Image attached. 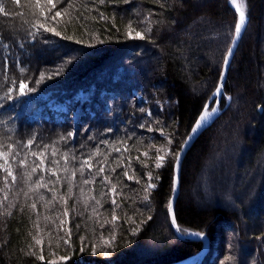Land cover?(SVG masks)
Listing matches in <instances>:
<instances>
[{"label":"trees","instance_id":"16d2710c","mask_svg":"<svg viewBox=\"0 0 264 264\" xmlns=\"http://www.w3.org/2000/svg\"><path fill=\"white\" fill-rule=\"evenodd\" d=\"M244 1L249 25L220 107L228 96L230 105L187 153L175 205L183 234L210 239L201 264H264V0ZM39 2L38 8L37 0H0V141L22 146L34 138L37 152L49 145V169L64 167L65 152L76 157L69 169L90 156L94 167L74 179L67 174L73 185L67 217L64 172L53 200L48 189L29 192L41 175L56 179L38 170L29 181L34 157L27 168L12 164L17 179L9 177L7 188L0 171V201L8 196L0 204V264H172L198 254L203 241L179 238L169 216L174 154L219 85L236 12L228 0H54L51 11L47 0ZM56 11L62 16L52 20ZM129 24L145 38L130 37ZM21 80L35 91L19 95ZM169 149L173 155L155 167ZM104 176L117 185L115 205Z\"/></svg>","mask_w":264,"mask_h":264},{"label":"snow or ice","instance_id":"6c2138e0","mask_svg":"<svg viewBox=\"0 0 264 264\" xmlns=\"http://www.w3.org/2000/svg\"><path fill=\"white\" fill-rule=\"evenodd\" d=\"M60 2L62 3L63 0H60ZM104 2H105V0H99V3H101V4H103ZM229 2H230L231 5L234 6V10L238 14V17H237V19H236V21L234 23V35L230 36L231 46H229L227 48V52H226V54L223 57V64H224L225 67H227L229 62H230V57L233 55V52H234V46H235L237 40L240 38L241 32L244 30V26H245V23H246V13H245L246 5L243 3V0H240V2H238V0H229ZM47 4L51 6L48 9V11H51L52 9H55L56 6H57L56 3H54V0H47ZM36 6L38 8L40 7L39 0H37ZM74 6H75L74 4H69L70 8L74 7ZM0 11H3V9L0 8ZM40 15L44 16L45 19L48 18L43 8H40ZM61 16H62V12L61 11H56L54 16L51 17V19L55 20L56 18L61 17ZM101 18L103 19L104 17L101 16ZM38 24H39V28H42L45 31L55 32L54 28H46L43 23H39L38 22ZM127 27L129 29L128 35L130 37L133 36V33H134L135 38H140V39H144L145 38L144 33L138 32V31L134 32V30L132 29L131 24H129ZM149 31H151V29H149ZM55 34L56 35H60L59 32H55ZM68 38L71 39L72 37H68ZM4 70H5V72H7V58H5V60H4ZM20 71L23 72L24 69L21 68ZM5 78L7 79V77H5ZM43 78H44V75L41 74V79H43ZM39 82H40V80L36 81V83H39ZM15 83H16V81L13 80V84L14 85H15ZM222 88H223V85L219 84L216 87V89H215V94H221L222 93ZM30 91H35V89L34 88L33 89L27 88L26 82L21 80L19 82V95H24V94H26V92H30ZM12 92H13V88H9L8 89V93H7V98L8 99H12V96H11ZM215 94H214V96L211 99L215 98ZM216 111H217V109L215 107H212L209 110V106L206 104L204 106L203 110H202L201 115L196 120L195 125L192 127L191 134H195L198 131V129L201 127V125L207 120V118L209 116H211L213 113H215ZM141 127H143V125H141ZM191 134L189 135L188 139H191ZM73 135H74V133H69L68 134L69 137H71ZM61 139L63 140V139H65V137H61ZM188 139H186L184 141V144L181 145L180 152H177V153L174 154V160H175L174 167L177 170L179 169V166H180L181 152L183 151L184 146L188 143ZM168 143L171 144V140L170 139H169ZM33 144H34V138L27 140V142L25 144H23L22 146H16L14 144L7 143L6 141H0V171H3L5 173V175L3 177L4 183H5V187L7 188V186H8L9 177H11V180H12L13 183H15L16 179H17V177L14 175L12 164L13 163H18L19 166L27 168L29 166L28 165V157L29 156L34 157L35 160L33 161V164L31 166V171H26L25 172V175L27 176V179L30 181L32 179V176L34 174H36L38 170L40 172H42V173H48L50 176L56 177V179H55V181L49 180L48 182H45V176L41 175V176H39V178L36 180V182L33 185L29 186V192H35V191H38L40 188H45V189H48L49 191L53 192V200H56L57 196H56V192H55V184L58 183L61 180V176L59 174V171L64 172L65 173V177L64 178H65V180L68 183V196L67 197H60V200H62L63 204L65 205V207L63 209V215L65 217H67L69 215V209L67 207V201H68V199L72 198V195H73V193H72V187H73L72 179L75 178L76 171H79L81 173V175L83 174L85 169H87L89 172L92 171V169L94 167V165L92 163V156H90L87 159H84L81 162L79 169L72 170V169L68 168V163H69L70 159L71 160H75L76 157L75 156L70 157L69 153L65 152V153L62 154V159L64 161V167L62 169H59V171H57L54 168L53 169H49V168H47L45 166V159H46V157L48 155V149H49L50 146L49 145H43L41 150L39 152H37V151H32V145ZM5 148L7 150H5ZM25 149H27L26 152L24 151ZM116 150L119 151V149H116ZM22 152L24 153V155H23V158H20ZM56 155H57V150L54 147H52L51 156L52 157H56ZM92 155L93 156L99 155V151L97 150ZM143 155L147 156L148 153L145 152V153H143ZM168 155H173L171 153L170 149L166 151L165 155H158L155 167H157V168L162 167L163 166V162H164L166 156H168ZM105 159H106V157H105ZM137 159H139V157H137ZM37 160L39 161L38 164L36 163ZM52 163L55 164V165H59L60 161L53 159ZM104 170H105V168H104V165L102 164L99 167L97 174L104 173ZM113 171H115V169H113ZM69 172L71 173L72 179H68V177H67V174ZM124 175L128 179H133V177L128 176L127 172H125ZM148 176H149V180H151V174L150 173L148 174ZM103 180L106 181L107 183L111 184V188L109 189V192L112 193V203L115 205L116 204L115 196L117 195V185L116 184H112L111 180L109 179L108 176H104ZM49 183H51L53 185L52 188H49ZM82 183L83 184H92V183H94V180L85 179V180H83ZM153 187H155V185H153L151 183L148 184V188H153ZM29 192H25L24 193L25 197H28ZM80 193H81V196H84L83 187H81ZM101 195L103 196L104 193H101ZM147 198L148 197L145 196V199H147ZM7 199H8V196H7V192L5 191L4 201H0V204H3L5 201H7ZM40 199L43 200L44 197L41 196ZM88 199L95 200V197L92 196V197H89ZM88 199L84 200L85 205H87ZM48 203L50 204L52 202L49 201ZM95 203H96L97 206H100V201L99 200H95ZM14 206H15L14 204L10 203L9 207L5 209V213L6 214H10V208L14 207ZM30 207L33 210H35L36 209V203L33 202L30 205ZM22 210H23V206H22ZM169 210H171V204L170 203H169ZM92 211H93V213L95 215H99V213L96 211L95 208H93ZM117 219H118V217H116L115 215L112 216V221H115ZM172 222H173V224L176 223L175 216L172 217ZM34 226L39 228V224L38 223H36ZM69 235H70V230H69ZM195 235L203 236L204 233L200 232V233H196ZM113 239H114V237H113ZM33 240H35V242L37 244H41L42 243V241L36 240L35 237H33ZM105 243H109V241H106ZM105 254H107V253H105ZM40 259L43 260V256L42 255H41ZM229 259H231V257H229Z\"/></svg>","mask_w":264,"mask_h":264},{"label":"water","instance_id":"95a60500","mask_svg":"<svg viewBox=\"0 0 264 264\" xmlns=\"http://www.w3.org/2000/svg\"><path fill=\"white\" fill-rule=\"evenodd\" d=\"M228 2H229V0H228ZM229 5L234 10V6L231 5L230 2H229ZM236 16L238 17L237 13H236ZM248 23H249V17L246 14V23H245V26H244V30L241 32L240 38L237 40V42H236V44L234 46V52H233V55L230 57V62H229L227 67H225L224 64H223V69H222L221 76H220V81H219V84L223 85L222 93L221 94H215V91H214V93L211 95V97H210V99H209V101L207 103V105L210 107L212 102L215 101L213 107H215L217 109V111L207 118V120L201 125V127L198 129V131L195 134H191V131H190L189 135L191 134V139H188L189 135L186 138V139H188V143L184 146L183 151L181 152L179 169L177 170L174 167V170H175L174 187H173V193H172V196H171V199H170L171 210H169V216H170L171 222H172V217L173 216H175V220H176L175 204H176L177 198H178L179 193H180V182H181L182 166H183V162H184V159H185L187 153L189 152V150L191 149V147L193 146V144L195 143L197 138L202 134V132L204 130H206L208 127H210L214 123V121L221 115V113L224 110H226L229 107V105H230L231 97L228 96L226 105L224 106V108H220V103H221L222 97L225 94V84H226V80H227V76H228V71H229L231 62L233 60V57H234V55H235V53H236V51H237V49L239 47V44H240V42H241V40L243 38V35H244L245 31H246ZM230 46H231V44H230ZM214 94H215V98L211 99L214 96ZM172 225H173L177 235L182 240H202L204 242L202 250L197 255L190 256V257H188L186 259H183L181 261H178V262H175V263H172V264H187L188 262H190L194 258H196V256H198V261H197L196 264H201L203 259L205 258V256L208 254V252L210 250V239H209V237L206 234H204L203 236L195 235L197 232H193V233H190V234H187V235L183 234L181 232L180 228H179L177 220H176L175 224H173V222H172Z\"/></svg>","mask_w":264,"mask_h":264},{"label":"rangeland","instance_id":"374dc122","mask_svg":"<svg viewBox=\"0 0 264 264\" xmlns=\"http://www.w3.org/2000/svg\"><path fill=\"white\" fill-rule=\"evenodd\" d=\"M243 3L246 5V1L243 0ZM246 10V9H245ZM222 72V71H221ZM221 76V74H220ZM223 99V97H222ZM222 101V100H221ZM61 105L60 104H57V107H60ZM82 113V110L80 108V106H77L74 110V113H73V117H74V125L77 127L78 126V120H79V116L80 114ZM76 135V134H74ZM11 178V177H10ZM196 262V261H195ZM195 262L193 264H195Z\"/></svg>","mask_w":264,"mask_h":264},{"label":"bare ground","instance_id":"6f19581e","mask_svg":"<svg viewBox=\"0 0 264 264\" xmlns=\"http://www.w3.org/2000/svg\"><path fill=\"white\" fill-rule=\"evenodd\" d=\"M238 2H240V0H238ZM245 13L247 14L246 10H245ZM247 16H248V15H247ZM248 17H249V16H248ZM248 25H249V23H248ZM247 27H248V26H247ZM246 29H247V28H246ZM244 34H245V33H244ZM243 36H244V35H243ZM239 45H240V44H239ZM236 52H237V51H236ZM235 54H236V53H235ZM234 56H235V55H234ZM233 59H234V57H233ZM232 61H233V60H232ZM231 64H232V62H231ZM230 67H231V65H230ZM222 69H223V68H222ZM229 71H230V68H229ZM229 71H228V74H229ZM227 78H228V76H227ZM226 82H227V80H226ZM225 86H226V84H225ZM223 96H224V95H223ZM213 102H215V101H213ZM213 102H212V104H213ZM212 104L210 105V107L212 106ZM220 104H221V103H220ZM210 107H209V110L211 109ZM221 114H222V113H221ZM217 119H218V118H217ZM217 119H216V120H217ZM216 120H215V121H216ZM215 121H214V122H215ZM194 125H195V124H194ZM208 128H209V127H208ZM208 128H207V129H208ZM204 131H205V130H204ZM204 131H203V132H204ZM203 132H202V133H203ZM198 138H199V137H198ZM198 138H197V139H198ZM176 202H177V201H176ZM175 205H176V204H175ZM175 214H176V213H175ZM190 233H193V232H190ZM190 233H189V234H190ZM197 233H198V232H197ZM186 235H187V234H186ZM200 241H202V240H200ZM203 244H204V242H203ZM210 246H211V243H210ZM209 251H210V250H209ZM208 253H209V252H208ZM196 255H197V254H196ZM193 256H194V255H193ZM203 260H204V259H203ZM195 261H196V262H195ZM197 261H198V256H196V258H194L192 261L188 262L187 264H193L194 262H195V264H196Z\"/></svg>","mask_w":264,"mask_h":264}]
</instances>
